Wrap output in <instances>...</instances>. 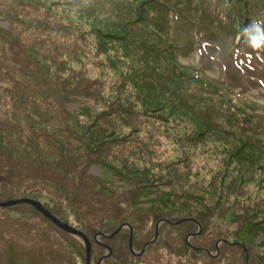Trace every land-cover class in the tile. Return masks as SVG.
<instances>
[{
	"label": "rangeland",
	"instance_id": "1",
	"mask_svg": "<svg viewBox=\"0 0 264 264\" xmlns=\"http://www.w3.org/2000/svg\"><path fill=\"white\" fill-rule=\"evenodd\" d=\"M0 8V200L94 264H264V0ZM84 261L0 207V264Z\"/></svg>",
	"mask_w": 264,
	"mask_h": 264
},
{
	"label": "water",
	"instance_id": "2",
	"mask_svg": "<svg viewBox=\"0 0 264 264\" xmlns=\"http://www.w3.org/2000/svg\"><path fill=\"white\" fill-rule=\"evenodd\" d=\"M20 204H27V205L32 206L36 211H38L45 218H47L50 222H52L58 229L66 232V233H68V234H70L72 236L80 238L82 240V242H83V247H84V251H85L84 264H92V261H91L92 245H91V241L89 240V238L83 232H81L80 230L75 229L74 227L70 226L66 222H64V221L60 220L59 218H57L46 207H44L41 202H39L37 200H34V199H31V198H27V197L11 199V200H0V207L1 208L14 206V205H20ZM160 221H162V220H160ZM160 221H158L156 223V227L160 223ZM170 224H172V223H170ZM198 226L200 227L199 224H198ZM123 228H127L129 230L130 236H129V240H128V246H129V249H130L132 254L141 255L144 252V249L146 248V246L148 244H150V243L155 242V240L157 238V229H156L154 238L152 240L146 242L143 245L141 251L136 253L132 249V229L129 226V224L124 223V224L119 225L110 236H114L117 232H119ZM94 239L96 241L95 236H94ZM104 247L106 249V253L99 259V262H102L103 259H105V258H107L108 256L111 255V249L108 246H104ZM243 250L245 251L244 247H243ZM246 263H247V255H246Z\"/></svg>",
	"mask_w": 264,
	"mask_h": 264
},
{
	"label": "trees",
	"instance_id": "3",
	"mask_svg": "<svg viewBox=\"0 0 264 264\" xmlns=\"http://www.w3.org/2000/svg\"><path fill=\"white\" fill-rule=\"evenodd\" d=\"M1 9V8H0ZM264 21V17L262 16V15H259L256 19H254L252 22H250L251 23V25L249 26V27H247V29L245 30V33L246 34H249V32H254L255 31V29H256V27H257V25L258 24H261L262 22ZM36 113H35V111H33V110H31V113H30V115L29 116H32V117H38L37 115H35ZM31 117V118H32ZM25 118H27V115L25 116ZM28 119V118H27ZM29 120V119H28ZM30 121V120H29ZM32 122H36V125L37 124H39L38 122H37V120H35V119H32ZM2 141L3 142H5V139H2ZM6 142H8L7 140H6ZM9 143V142H8ZM28 147H24L22 150V152H21V154L20 155H25V156H30V152L28 151V149H27ZM199 223V222H198ZM200 224V223H199ZM92 239H94V237L92 238ZM95 240V239H94ZM96 241H93V243H95ZM97 243V242H96ZM95 243V244H96ZM92 244V243H91ZM235 245H237V244H235ZM100 248V247H99ZM102 249V248H101ZM104 250V249H103ZM243 252H244V250H243ZM84 253H85V251H84ZM105 253H106V249H105ZM92 254H93V251H92ZM104 255V254H103ZM113 255H110V256H108L107 258H105V259H109V258H111ZM92 257V256H91ZM100 256H95L94 257V259L95 260H97L98 258H99ZM246 257V256H245Z\"/></svg>",
	"mask_w": 264,
	"mask_h": 264
},
{
	"label": "flooded vegetation",
	"instance_id": "4",
	"mask_svg": "<svg viewBox=\"0 0 264 264\" xmlns=\"http://www.w3.org/2000/svg\"><path fill=\"white\" fill-rule=\"evenodd\" d=\"M93 241H95L94 239H93ZM97 241V240H96ZM96 243V242H95ZM94 243V244H95ZM95 245H97L98 247H100V248H102V249H104L105 250V247L104 246H108V245H106V244H104V243H101L100 241H97V243L95 244ZM109 247V246H108ZM110 249H111V247H109ZM113 253H114V251L111 249V255H113ZM103 255H101L97 260H96V263L95 264H105L104 262L107 260V259H103V261L102 262H99V259L102 257ZM246 258V257H245ZM93 259H92V257H91V261H92ZM92 264H94L93 263V261H92Z\"/></svg>",
	"mask_w": 264,
	"mask_h": 264
},
{
	"label": "clouds",
	"instance_id": "5",
	"mask_svg": "<svg viewBox=\"0 0 264 264\" xmlns=\"http://www.w3.org/2000/svg\"><path fill=\"white\" fill-rule=\"evenodd\" d=\"M92 245V244H91Z\"/></svg>",
	"mask_w": 264,
	"mask_h": 264
}]
</instances>
